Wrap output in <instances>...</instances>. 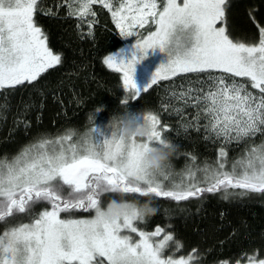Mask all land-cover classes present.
<instances>
[{"label": "snow or ice", "instance_id": "snow-or-ice-1", "mask_svg": "<svg viewBox=\"0 0 264 264\" xmlns=\"http://www.w3.org/2000/svg\"><path fill=\"white\" fill-rule=\"evenodd\" d=\"M94 4L111 13L122 37H135L130 60H102L120 75L128 94L124 112L129 97L139 99L160 81H173L172 95L194 110L196 130L203 119L205 139L245 143V153L230 168L221 147L213 164L186 166L179 174L169 164L150 173L145 155L169 141L163 135L169 129L153 112L141 115L150 131L139 140H125L110 125L101 131L93 120L91 135L68 131L32 142L16 156L0 158V264H190L191 257L175 259L154 241L160 227L149 232L137 226L145 220L135 202L123 199L124 213L109 220L102 198L134 194L179 202L204 193L223 192L224 199L264 194V28L258 43L233 40L227 28L230 0H80L76 14L95 16ZM37 9L38 0H0V92L33 84L62 62L34 21ZM149 24L154 30L142 34ZM157 50L166 62L138 85L136 66ZM176 77L184 83L177 86ZM257 134L261 142L249 145ZM80 210L93 215L74 218ZM165 239L176 243L170 234ZM247 264L264 259L252 255Z\"/></svg>", "mask_w": 264, "mask_h": 264}, {"label": "trees", "instance_id": "trees-1", "mask_svg": "<svg viewBox=\"0 0 264 264\" xmlns=\"http://www.w3.org/2000/svg\"><path fill=\"white\" fill-rule=\"evenodd\" d=\"M69 1L38 0L34 21L47 35L50 50L62 56V62L33 84L0 92V158H12L32 142L68 131L91 135L93 120L99 130H105L113 115L125 111L122 101L128 94L121 87L120 75L108 70L102 60L128 42L117 34L106 10L93 6L95 16L78 19ZM227 21L233 40L258 43L260 28H264V0H230ZM174 80L177 86L184 83L181 77ZM172 83L160 81L139 99L129 97V116L138 120L142 111L153 112L161 126H167L164 137L178 146L170 162L174 173L184 172L186 166L215 163L221 147L227 152L230 168L244 155L245 143L225 145L214 138L205 139L206 132L194 131L195 123L187 118L186 111L175 116L171 107H180V101L162 99ZM174 179L179 181V175ZM223 196V192L204 193L176 202L165 197L110 194L102 198V205L112 197L141 203L151 200L158 212L137 226L149 232L160 227L159 238L171 234L179 245L175 255L185 260L191 257L190 264H247L252 255L264 259V194ZM89 215L91 212L82 210L73 213L74 218Z\"/></svg>", "mask_w": 264, "mask_h": 264}, {"label": "clouds", "instance_id": "clouds-1", "mask_svg": "<svg viewBox=\"0 0 264 264\" xmlns=\"http://www.w3.org/2000/svg\"><path fill=\"white\" fill-rule=\"evenodd\" d=\"M102 110V109H101ZM148 112L142 111L139 115H146ZM111 129L123 137L125 140L136 137L138 140L147 137L149 127L145 122H137V118L130 117L128 112L113 115L109 124ZM178 146L171 141H163L159 146L153 147L144 157L143 163L150 173L158 174L171 162ZM123 198L110 200L103 211L109 220H115L122 216L125 209L121 206ZM140 213V218L146 220L158 212V208L151 200L135 202Z\"/></svg>", "mask_w": 264, "mask_h": 264}, {"label": "rangeland", "instance_id": "rangeland-1", "mask_svg": "<svg viewBox=\"0 0 264 264\" xmlns=\"http://www.w3.org/2000/svg\"><path fill=\"white\" fill-rule=\"evenodd\" d=\"M111 2L114 3V4H117L118 3V0H111ZM69 4H70L69 7L71 9V12L73 13V15L76 18H78V19H88L90 17V16H87V15L81 17V16H79V15L76 14L78 12L79 8H80V0H70L69 1ZM93 6H99V7L103 8L104 10H106L109 13V15L111 17V13L107 9H105L103 7V5H101V4H94V5H92V9H93ZM111 20H112V18H111ZM147 27H149V28H147ZM152 30H154V26L151 25V24H149V25H146V27L144 29H141L140 32L142 34H147V32L152 31ZM116 31H117V34L120 36V38L123 39V40H125V41H127L128 43H126L125 48H123L122 50H118L117 52H115L112 55L117 56L118 59H123V60H125V62H127L128 60H130L132 58L133 53H134L135 37H129V38L125 39L124 37H122L120 35L118 29H116ZM162 62H166V57L163 54L159 53L158 50H157V52L155 54L149 52L147 58L145 60H143L141 63H139L136 66V77L135 78H136V81H137L138 85L143 86L148 81V79L150 78L151 74L157 69V67ZM252 91L255 92L256 90H252ZM162 99L168 100L170 102H172V101H180V103H181L180 107H178V108L177 107H174V106L171 107V110H172L173 114L175 116H177V115L179 116V115H182L181 110L182 111H186L187 112V118L189 120H191L192 122L195 123V121L193 120V117L195 116L194 110L191 107H186L184 105L183 101L177 100L172 95V89L171 88L168 91L165 90V94H164V96H163ZM169 104H171V103H169ZM177 110H179V114H177ZM137 122H141L142 123L143 122L142 121V118H139L137 120ZM200 123L205 124V121L203 119H201L200 120ZM202 124H200L201 126L199 127V129L200 130H203L204 132H206ZM106 128H107V126L104 127V129H106ZM181 128H184V127H181ZM192 128L194 129V131L196 130V126L195 125ZM101 131H103V130H101ZM206 134L208 135V133H206ZM256 137H257V139L255 140L254 143L255 144H259L261 142L262 137L259 134H257L254 138H256ZM211 138H214V137H210V139ZM215 140L216 141H222V142H224L222 139L221 140L215 139ZM235 144H237V143L236 142H232L229 145H235ZM22 149H20L14 156H16ZM106 205H107V203H106ZM62 215H64V214H62ZM92 215H93V213H91V215L86 216V217H77V218H91ZM2 229H3V225H0V231H2ZM166 235H169V234L166 233L165 236L160 237V238H159V236H156V237H153V239H154V241H156L158 243H164L165 244V247L166 248H169V253L172 254L175 259H178V260L179 259H183V258H179L177 255H175V253H177V251L179 249V246H177V243L178 242L174 240V237H173V240L176 243H173V241H166V239H165ZM133 236L135 237V234H133ZM169 246H171V247H169Z\"/></svg>", "mask_w": 264, "mask_h": 264}]
</instances>
